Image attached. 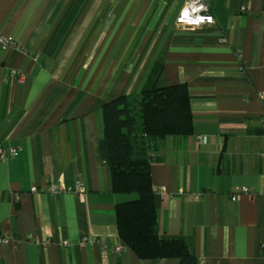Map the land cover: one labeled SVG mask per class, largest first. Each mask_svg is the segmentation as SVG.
<instances>
[{
    "label": "crops",
    "instance_id": "obj_1",
    "mask_svg": "<svg viewBox=\"0 0 264 264\" xmlns=\"http://www.w3.org/2000/svg\"><path fill=\"white\" fill-rule=\"evenodd\" d=\"M184 1L0 0L17 45H0V147L18 148L0 160V264H181L113 252L126 196L99 153L105 103L179 83L193 133L147 151L159 234L198 264H264V0H207L200 28L175 23ZM59 179L85 194L30 192Z\"/></svg>",
    "mask_w": 264,
    "mask_h": 264
},
{
    "label": "trees",
    "instance_id": "obj_2",
    "mask_svg": "<svg viewBox=\"0 0 264 264\" xmlns=\"http://www.w3.org/2000/svg\"><path fill=\"white\" fill-rule=\"evenodd\" d=\"M102 119L100 157L110 168L113 193L126 196L114 209L121 244L140 259L198 264L184 239L159 234L150 177L153 154L147 153L166 137L193 133L187 85L151 86L138 97H115L103 105Z\"/></svg>",
    "mask_w": 264,
    "mask_h": 264
},
{
    "label": "built area",
    "instance_id": "obj_3",
    "mask_svg": "<svg viewBox=\"0 0 264 264\" xmlns=\"http://www.w3.org/2000/svg\"><path fill=\"white\" fill-rule=\"evenodd\" d=\"M242 10L245 8L242 7ZM175 23L179 26H186L192 28H200L203 26L211 25L214 23V17L210 11V7L208 5L207 0H185L182 8L180 9L178 15L176 16ZM0 45L3 50L8 48H16L15 40L10 36H0ZM17 75L16 70L11 69L8 72L6 78H15ZM5 78V79H6ZM264 98V94L261 96ZM264 121V119H262ZM18 153V148L9 146L7 148L0 147V160H7L10 158H14ZM162 189V188H161ZM163 191V190H162ZM31 193L45 192L49 193L52 196L56 197L62 193H70L74 196H80L85 194L86 188L84 184L76 180L72 186L65 185L61 179L56 182L50 183L45 186H32L30 188ZM240 192L249 193L248 188H240ZM196 198V196H195ZM232 200L237 199V195H233ZM94 240V238H90ZM7 239H2L1 242L3 244L7 243ZM63 244H67V241H63ZM127 247L123 244H118L112 248L113 252H122L126 250Z\"/></svg>",
    "mask_w": 264,
    "mask_h": 264
},
{
    "label": "rangeland",
    "instance_id": "obj_4",
    "mask_svg": "<svg viewBox=\"0 0 264 264\" xmlns=\"http://www.w3.org/2000/svg\"><path fill=\"white\" fill-rule=\"evenodd\" d=\"M136 120H137V124H138L139 123V120H140L138 115H137Z\"/></svg>",
    "mask_w": 264,
    "mask_h": 264
}]
</instances>
